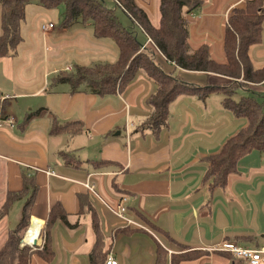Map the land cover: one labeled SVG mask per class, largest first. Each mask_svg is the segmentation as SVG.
Masks as SVG:
<instances>
[{"label": "crops", "instance_id": "0c3cea01", "mask_svg": "<svg viewBox=\"0 0 264 264\" xmlns=\"http://www.w3.org/2000/svg\"><path fill=\"white\" fill-rule=\"evenodd\" d=\"M201 1V8L187 17L189 46L195 50L205 45L213 60L224 63L223 38L228 18L246 0ZM134 2L154 26L159 24V0ZM124 16V25L129 22L140 31ZM79 26L61 28L58 36L65 37ZM54 30L55 27L46 33ZM142 37L144 45L150 42L143 33ZM75 45L85 47L77 40L69 49ZM33 51L27 46L24 52ZM115 57L114 52L93 56V60L106 62L93 65L113 63ZM249 57L255 70L264 66V23L261 42L250 48ZM16 58L17 55L0 59V95L13 91L15 100L26 101L20 120L11 126L5 122L10 116L2 112L8 97L0 98V207L7 193L22 189L24 178L32 179L36 190L29 227L38 225L41 237L51 208L61 205L69 215L68 223L56 221L51 228L54 259L49 264H90L95 235L91 215L77 217L79 194L86 195L95 208L107 258L112 256L117 264H155L158 249L167 254L166 264H171L172 256L188 253L198 254L178 264H239L228 252L205 249L224 242L246 249L264 248V155L252 151L243 157L237 164L238 173L228 178L224 190L212 193L199 189L207 157L217 154L227 139L247 125L245 119L223 108V92L214 91L204 97L180 94L168 104L162 131L138 132L137 127L149 116L146 104L156 90L155 83L144 74L137 75L124 96L117 92L99 97L82 89L70 93V88L51 95L46 88V74L36 85L13 81ZM155 60L165 72L189 84L212 87L226 82L220 76L182 71L160 55ZM263 87L264 83L249 85L239 98L256 97L264 93ZM43 90L45 95L41 94ZM34 112L37 114L26 119ZM53 118L60 124L81 121L84 130L74 135L50 136ZM131 118L135 121L130 122ZM122 134L125 143L120 138ZM61 153L74 159L76 166L66 165ZM92 161L110 164L95 167ZM86 183L93 192L85 188ZM28 196L18 201L20 211ZM121 204L126 209L125 218L134 224L127 225L115 215ZM143 217L150 226L142 221ZM5 218L0 221V247L9 231L5 230ZM77 220V228L69 226ZM30 264L47 263L33 256Z\"/></svg>", "mask_w": 264, "mask_h": 264}, {"label": "trees", "instance_id": "16d2710c", "mask_svg": "<svg viewBox=\"0 0 264 264\" xmlns=\"http://www.w3.org/2000/svg\"><path fill=\"white\" fill-rule=\"evenodd\" d=\"M30 0H0V59L14 58L23 38L22 24L25 20L26 7ZM117 8L128 16L133 25L140 29L150 45L141 43L135 32L121 27L112 11L106 9L104 0H36L44 9L62 5L61 28L67 29L76 24L90 23L96 40H110L117 48V59L113 63L75 67L73 71H61L51 79V85H67L70 93H78L82 86L84 92L103 97L123 92L139 73L153 80L156 90L148 100L150 114L145 122L137 127L138 132L147 130L158 133L166 127L168 104L180 94H194L200 97L211 92L221 91L225 94L223 108L236 118L245 119L247 125L227 139L217 154L206 159V171L200 188L214 193L224 190L228 178L236 175L238 162L251 153L258 151L264 155V100L258 101L254 96L234 100L237 91H248L249 85L264 83V66L255 70L251 64L249 50L261 42L264 23V0H246L244 6L231 12L223 38L225 62L213 60L205 45L192 50L188 43L187 17L202 6L201 0H159V24L154 26L147 13L139 8L134 0H117ZM160 55L176 68L207 75L220 76L226 79L221 86L199 87L189 84L172 73H167L156 62ZM29 113L26 119L36 115ZM84 130L81 121L60 124L52 119L49 135H74ZM68 166H76L74 159L69 160L66 153H61ZM95 167L110 164L109 161H92ZM36 190L32 179L24 178L19 192L5 195L0 207V221L7 217L13 204L21 201L28 194L20 219L16 227L6 233L0 247V264H30L33 256L49 264L54 259L51 243V228L56 221L68 223V214L60 204L54 205L41 231L44 238L42 248L35 250L29 247L20 248L21 240L29 228L30 207ZM79 211L77 217L91 215V228L95 242L90 253V264H105L104 234L98 215L86 195L77 196ZM142 221L150 226L143 217ZM69 225V224H68ZM72 228L79 226L77 220ZM152 227V226H151ZM198 253L172 256L171 264H178L195 257ZM166 253L158 249L155 264H166Z\"/></svg>", "mask_w": 264, "mask_h": 264}, {"label": "rangeland", "instance_id": "374dc122", "mask_svg": "<svg viewBox=\"0 0 264 264\" xmlns=\"http://www.w3.org/2000/svg\"><path fill=\"white\" fill-rule=\"evenodd\" d=\"M105 7L107 10L114 13L120 23V26L135 32L138 40L144 41L142 33L138 29L133 28L132 24L129 22L125 25L123 24V21H125L123 17L125 16L111 0H108L105 3ZM63 12L64 7L62 5L51 9H44L36 4V0H30L26 7V15L24 20L25 23L23 22L22 24L23 43H21V45L18 47L17 58L13 62L15 66L13 69V81H20V83L23 82L29 85H36L41 82L43 75L46 74V77H49L46 88L49 90V92H51L52 95V93H59L61 89H69L67 85H50L51 79L59 72L65 71L66 67L70 66L75 68L76 66H91L95 63H106L101 59L93 60V56H99L111 52H114L116 56L115 58H117V48L115 44L110 40H102L101 42H98L93 36V30L90 23H86L85 25L80 24L81 26L74 28L72 33L68 32L67 36L65 37L58 36V33L61 30L60 23ZM50 23L54 25L55 30L53 32H49L51 34L43 33L41 31V27L43 25L47 26ZM77 40L83 43L85 47L82 45H75V47L69 49L70 45ZM97 45H103V47H96ZM27 46L29 48L31 47V49H34V51L30 53L24 52L26 51ZM84 88L85 86L81 87L82 90H84ZM123 92L122 95L124 94ZM12 93L13 91H11V93H2L0 98L3 95L8 97L7 101L4 103L2 112L4 116L7 114L10 116V119H13V121L16 122L21 118V107L23 108L26 101L24 99L15 100ZM41 94L45 95L44 90L41 92ZM243 94L244 92L239 90L234 95L233 99L239 100V96H242ZM256 98L260 102L263 101L264 93L259 95L257 94ZM1 99L3 100V98ZM146 107L147 110H149L148 113L150 114L149 105L146 104ZM134 121L135 120L131 118L130 122ZM3 123L4 122L2 121V124ZM135 123H137V121ZM4 127L8 128L10 126L4 125ZM131 132L135 134L132 126ZM113 135L114 134H112V136ZM120 138L123 140V143H125L123 134ZM199 189L207 190L205 187ZM19 205V202L14 203L10 209L9 215L5 218L3 223H5L4 225L6 226V231L12 230L16 227L21 215L20 208L18 209ZM60 242L57 243L58 246L61 245Z\"/></svg>", "mask_w": 264, "mask_h": 264}, {"label": "built area", "instance_id": "2783aa9c", "mask_svg": "<svg viewBox=\"0 0 264 264\" xmlns=\"http://www.w3.org/2000/svg\"><path fill=\"white\" fill-rule=\"evenodd\" d=\"M113 1L115 2V4L119 5L117 0H113ZM53 28H54L53 24H48L47 26L43 25L41 27V31L43 33H46L47 31L52 30ZM148 41L150 40L148 39ZM65 71L70 72L72 71V68L68 67L65 69ZM5 122L11 126L16 124V122L13 121V119H8ZM47 174L50 175V173H47ZM84 186L87 190H89L90 192H93V187L89 183H86ZM125 212H126V209L123 207L122 204L118 205L117 209L114 211L115 215L119 219L126 221L125 223L127 225L134 224L133 222L125 218ZM30 227L27 229V231L25 232L21 240L20 248L29 247L30 249H33V250H35L36 247L42 248L44 242L41 241L42 239L40 237V231L38 233V236L36 237V240H34V242L30 244L27 243L26 236L30 230ZM205 250L209 252H213V251L228 252L233 256L235 261H237L239 264H264V248L246 249V248L239 247L238 245L232 242H224V243L218 244L214 247H211ZM106 264H117V262L112 256H109L107 258Z\"/></svg>", "mask_w": 264, "mask_h": 264}, {"label": "bare ground", "instance_id": "6f19581e", "mask_svg": "<svg viewBox=\"0 0 264 264\" xmlns=\"http://www.w3.org/2000/svg\"><path fill=\"white\" fill-rule=\"evenodd\" d=\"M39 226L36 225L35 223H33V225L30 227V230L26 236V241L27 243H32L34 242V240H36V237L38 236V233H39Z\"/></svg>", "mask_w": 264, "mask_h": 264}]
</instances>
